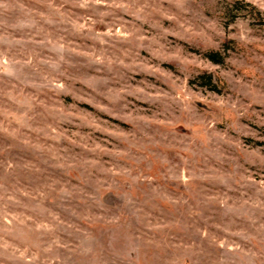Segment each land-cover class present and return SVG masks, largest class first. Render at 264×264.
<instances>
[{"label":"rangeland","instance_id":"obj_1","mask_svg":"<svg viewBox=\"0 0 264 264\" xmlns=\"http://www.w3.org/2000/svg\"><path fill=\"white\" fill-rule=\"evenodd\" d=\"M0 264H264V0H0Z\"/></svg>","mask_w":264,"mask_h":264},{"label":"trees","instance_id":"obj_2","mask_svg":"<svg viewBox=\"0 0 264 264\" xmlns=\"http://www.w3.org/2000/svg\"><path fill=\"white\" fill-rule=\"evenodd\" d=\"M249 5L254 8L253 5H251V4H249ZM207 57L216 63L221 62V54L218 52H209V53H207ZM202 78H204V83L206 85L211 86L212 88H215V84L213 82V75L212 74L204 75Z\"/></svg>","mask_w":264,"mask_h":264}]
</instances>
